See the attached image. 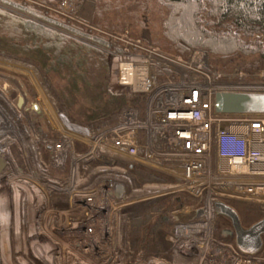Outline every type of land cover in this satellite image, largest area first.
<instances>
[{
    "label": "built area",
    "instance_id": "obj_1",
    "mask_svg": "<svg viewBox=\"0 0 264 264\" xmlns=\"http://www.w3.org/2000/svg\"><path fill=\"white\" fill-rule=\"evenodd\" d=\"M127 43L140 52L120 62L119 84L133 87V100L95 122L72 123L64 116V124L79 131L78 148L68 135L55 139L44 133V146L35 149V160L44 167V154L50 152L56 160L58 145L65 144L63 156L69 154L71 164L67 167L62 162L61 168H71V176L81 182V188L69 189L70 196L73 203L86 209L88 218L82 230L92 235L93 243L84 241L83 247L102 249L99 242L112 237L123 220L132 232L140 233L139 247L146 250L143 235L151 216L161 219L165 239L172 241L175 255L192 249L187 238L213 232L215 218L220 215L214 209L217 200L249 205L260 212L264 224V114L219 112L215 101L219 92L258 90L224 80L213 69L205 49L194 48L184 57L144 38ZM127 69L137 71L136 82L122 80ZM17 98L11 102L16 111L24 107L17 106ZM138 171L175 179L143 182ZM35 174L40 180L46 176L38 170ZM168 188L189 194L171 196L178 202L172 211L156 208L165 202ZM198 208H204V216L180 218ZM135 219L140 220L138 226L133 224ZM228 236L232 240L227 252L222 261L215 259V264H264V227L262 247L254 254L240 251L234 236ZM179 254L176 259L182 257Z\"/></svg>",
    "mask_w": 264,
    "mask_h": 264
},
{
    "label": "rangeland",
    "instance_id": "obj_2",
    "mask_svg": "<svg viewBox=\"0 0 264 264\" xmlns=\"http://www.w3.org/2000/svg\"><path fill=\"white\" fill-rule=\"evenodd\" d=\"M13 1L35 8L46 17L59 18L67 24L104 37L107 44L56 27L42 16L0 0V26L33 20L96 49L92 50L93 57L87 55L90 65L84 64V76L78 83L79 89H73L72 95H68L67 90L72 88L69 80L55 71L49 76L44 70L50 58H42L40 50H37L38 53L23 50L19 44L25 41L18 43L9 37L4 27H0V88L5 90L0 92V264H3L4 259H7L8 264H215V259L222 261L232 240L221 232L222 228L230 226V220L222 215L215 218L216 227L213 232H205V235L199 232L187 238L192 249L188 247L185 251H177L175 255L172 241L165 239L164 234L160 257H156L157 254L155 257V254L149 256L147 250L139 247V240L142 239L140 233L132 232L123 220L118 228L115 227L112 237L99 242L102 249L83 247L84 241L93 243L92 235L82 230L83 221L88 218L86 209L71 200L69 189L72 191L82 185L80 181L76 182L77 176H71V168H67L71 161L69 154L65 155L64 152L63 156L62 148H65V144L58 145L56 160L52 159V153L44 154V167L41 163L38 165L34 157L35 149L44 146V133L55 139L68 135L74 148H78L79 131L66 126L64 116L72 123L77 119L80 122H95L99 116L103 118L110 115L133 100V87L119 84L120 62L123 58L140 52L139 49L132 48L127 40L135 42L138 38H144L155 44V37L162 30L160 22L164 11L152 2L148 13L149 22L141 26L137 21L142 19L141 15L128 13L130 6L125 0H111L116 5L120 3L119 7H111L110 15L107 14L110 22L117 27L101 29L95 23L94 0H84L79 6L72 0ZM118 23L122 25L121 28ZM14 45L18 48L14 49ZM209 59L210 64L212 60L215 66L222 68L224 80L242 82L245 86H254L258 91H264V58L260 56V52L247 56L236 53L216 59L209 55ZM131 77V69L122 72L123 81H129ZM116 91L129 94V101L114 99L106 108L107 112L102 110L104 113L99 111L94 114L97 108L107 107L106 102H110L109 93ZM19 93L25 99L21 112L11 106ZM33 104L38 105V111L33 108ZM69 112L75 119L70 117ZM8 124L12 126L9 130H13L10 133L6 129ZM62 162L66 168H61ZM37 170L45 172L46 176L42 180L36 176ZM75 174L78 175V172ZM183 192L175 188L167 189L164 202L167 211L174 210L178 203L171 196H178ZM183 194L184 197L189 195ZM233 204L244 225L249 226L260 218V212L249 205L237 202ZM168 228L169 222L166 233ZM146 239L144 234L145 248L149 244ZM177 254L182 257L176 259ZM226 260L224 257L225 262Z\"/></svg>",
    "mask_w": 264,
    "mask_h": 264
},
{
    "label": "trees",
    "instance_id": "obj_3",
    "mask_svg": "<svg viewBox=\"0 0 264 264\" xmlns=\"http://www.w3.org/2000/svg\"><path fill=\"white\" fill-rule=\"evenodd\" d=\"M2 1L21 8L22 10L29 11L34 15L42 16L56 27H61L89 37L101 44H107V40L104 37L86 32L79 26L67 24L64 20L56 17H46L37 9L32 7L28 8L13 0ZM72 1L75 2L76 6H79L84 0ZM94 1L96 2V25L100 26L101 29H111L113 26L117 27V25L110 22L107 18V14L110 13L109 9H111V7H119L120 3L118 2L116 5L113 3V0V2L111 0ZM125 1L130 6V11H128V13L141 15L142 19H137L141 26L149 22L148 13L152 7V2H155V4L164 11L163 19L160 22L162 23V30L161 33L155 37L154 43L162 47L168 53L187 57L192 49L199 48L207 50L210 57L214 59L225 55H235L236 53L247 56L253 52H260V56L264 58V0ZM144 16L147 17L145 18ZM120 23H118L119 28L122 27ZM0 27H4L9 37L16 40L18 43L25 41L23 44H19L22 46L23 50L27 52H32V50L37 52V50H40L42 58H50L48 63L49 66L45 65L44 70L49 76L55 71L69 80L72 88L68 89L66 94L72 95L74 90L77 91V89H79L78 83L84 76V64L87 66L90 65V59L88 60L87 55H90V57L94 55L92 52L94 49L93 47L75 41L65 33L33 20H24L23 23L20 24H7L6 26L2 25ZM13 47H15L14 49L18 48L17 45ZM212 63L211 60V64ZM212 67L222 76V68L215 66L214 63ZM109 96L110 102H106L107 107L105 106L104 109L97 108L99 110L97 111L96 109L94 114L99 111V113H104L102 110L106 111L109 103L114 99L121 101L128 100L129 94L116 91L115 93L110 92ZM69 103L71 104V102ZM71 112L74 114L73 111ZM70 117L75 119L72 114H70ZM99 117L95 120L102 118ZM84 121L88 122L87 120ZM138 177L143 182L175 179L169 175L161 173L152 174L145 171H138ZM165 205L166 203H161L158 204L156 208L165 207ZM148 219L152 220L146 225V242H149L148 246H146V250L148 251V255H158L163 248L162 237H164L165 231L161 226V219L151 218V216L148 217ZM133 224L138 226L140 220L135 219Z\"/></svg>",
    "mask_w": 264,
    "mask_h": 264
},
{
    "label": "water",
    "instance_id": "obj_4",
    "mask_svg": "<svg viewBox=\"0 0 264 264\" xmlns=\"http://www.w3.org/2000/svg\"><path fill=\"white\" fill-rule=\"evenodd\" d=\"M216 109L225 113L264 114V91L251 92H219L216 95ZM17 106L22 108L25 99L19 93L16 100ZM33 108L38 111L37 104ZM8 123V122H7ZM123 187L119 186L122 193ZM215 211L230 220V228L222 229L224 235L234 236L236 246L244 253H257L263 244V220L258 219L249 226L243 224L240 213L231 204L223 200L214 202ZM205 215L204 208H198L191 214H182L181 219L191 220Z\"/></svg>",
    "mask_w": 264,
    "mask_h": 264
},
{
    "label": "bare ground",
    "instance_id": "obj_5",
    "mask_svg": "<svg viewBox=\"0 0 264 264\" xmlns=\"http://www.w3.org/2000/svg\"><path fill=\"white\" fill-rule=\"evenodd\" d=\"M132 70V77H131V79L129 80V81H133V82H136V80H137V78H138V76H137V74H136V72L137 71H134L135 69H131ZM2 116V115H1ZM5 121V120H4ZM12 127V126H11ZM11 127H10V125L8 124L7 126H6V129H11ZM5 128V127H4ZM14 129V128H13ZM10 131H13V130H9V133H10ZM12 136V135H11ZM2 138V137H1ZM10 139V138H9ZM12 139V138H11ZM8 150V149H7ZM5 153V152H4ZM1 156V155H0ZM15 189V188H14ZM235 207V206H234ZM236 208V207H235ZM238 210V209H237ZM239 212V211H238ZM4 259V258H3ZM6 260L7 259H4L2 262H3V264H8V262L6 263Z\"/></svg>",
    "mask_w": 264,
    "mask_h": 264
},
{
    "label": "flooded vegetation",
    "instance_id": "obj_6",
    "mask_svg": "<svg viewBox=\"0 0 264 264\" xmlns=\"http://www.w3.org/2000/svg\"><path fill=\"white\" fill-rule=\"evenodd\" d=\"M18 111H20V112H21V109H19Z\"/></svg>",
    "mask_w": 264,
    "mask_h": 264
}]
</instances>
